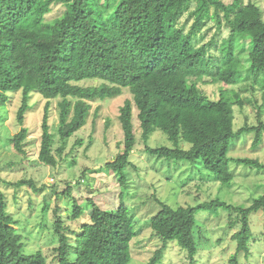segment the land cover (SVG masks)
I'll return each instance as SVG.
<instances>
[{"label": "trees", "instance_id": "trees-1", "mask_svg": "<svg viewBox=\"0 0 264 264\" xmlns=\"http://www.w3.org/2000/svg\"><path fill=\"white\" fill-rule=\"evenodd\" d=\"M55 2L64 3L66 11L49 22L45 16ZM185 13L194 19L188 33L178 26ZM207 20L217 22L219 28L224 23L229 29L228 38L219 47V56H209L214 42L196 45L195 37ZM245 53L249 67L242 66ZM261 72L264 18L253 0H232L229 4L223 0H107L102 4L99 0H0V107L6 105L10 94H22L17 113L21 129L9 143L19 154H25L29 137L26 115L33 94H40L47 104L38 160L55 167L49 124L51 102L62 99L58 104V133L65 142L86 125L90 102L113 99L127 89L133 99L126 100L120 108L123 139L118 147L122 152L106 166L124 189L128 180L125 170L133 166L130 158L137 145L133 106L138 110L144 142L161 131L173 143L172 148L148 147L152 155L191 164L201 162L213 180L226 187L234 179L231 164L264 170V164L258 160L229 156L232 142L246 133H255L254 145L261 144L264 124L235 131L231 104L210 99L193 82L208 78L238 85ZM93 79L102 83L78 85ZM181 143L190 144L191 148L182 149ZM15 185H31L39 192L33 181L23 180ZM90 204L92 215L82 223L74 244L68 234L70 228L58 218L54 228L59 241L55 249L57 264H130L131 242L136 235L133 219L126 211L104 210L94 202ZM73 208L72 218L81 220L84 213L77 201ZM221 208L237 209L242 214V230L234 236L236 256L248 254L253 237L250 216L260 211L264 214V195L245 209L220 200L177 209L161 204L149 225L163 247L149 264L162 260L169 242L186 250L193 264L198 254L194 235L196 214ZM15 226L6 195L0 190V264H48L41 252L24 254L23 238ZM72 251L74 259L70 257Z\"/></svg>", "mask_w": 264, "mask_h": 264}, {"label": "rangeland", "instance_id": "rangeland-1", "mask_svg": "<svg viewBox=\"0 0 264 264\" xmlns=\"http://www.w3.org/2000/svg\"><path fill=\"white\" fill-rule=\"evenodd\" d=\"M99 1L102 4L107 0ZM223 1L226 4L232 2ZM253 1L263 11L264 18V0ZM194 7L195 3L191 11ZM65 11L64 3L55 2L50 6L45 19L54 22ZM193 22V17L185 13L178 26L188 33ZM228 36L226 24L223 23L219 28L217 22L207 20L196 35L195 42L197 46L214 42L209 56H219V47ZM242 57V66L249 67L247 53ZM193 82L210 99H223L231 104L235 131L245 126L264 124V72L238 85H226L208 78L194 79ZM101 83L93 79L78 85L88 87L99 86ZM132 99L126 89L121 96L113 99L90 102L91 111L86 125L65 142L58 133V104L62 99L53 100L49 124L53 134L52 154L57 160L55 167L46 166L38 160L47 101L38 93H34L30 100L31 109L25 122L29 130L25 154H19L9 143V139L21 129L17 120L22 101L21 92L10 94L6 105L0 107V175L3 180L0 190L6 195L8 212L16 221L15 228L23 238L24 254L41 252L48 264H57L55 249L59 247V241L54 228L58 218L61 217L70 228L68 234L71 244H74L82 223L89 221L92 215L90 202H94L104 210H122L130 215L136 231L131 242L130 264H149L163 247L149 225L150 219L160 211L161 204L177 209L220 200L235 208L245 209L264 195V170L231 164L234 179L231 186L226 187L213 180V175L203 168L201 162L191 164L150 154L148 147L156 149L174 146L161 131L154 132L149 141L144 142L135 106L133 125L137 145L130 158L133 166L125 170L128 180L124 189L106 166L122 152L118 147L123 139L120 108L126 100ZM254 140L255 133H246L234 140L229 156L254 159L264 164V136L258 146L254 145ZM180 148L188 150L191 145L181 143ZM23 180L33 181L39 192H35L31 185H15ZM74 201L79 203L84 213L81 220L72 218ZM241 218L242 214L237 209L228 211L221 208L218 211L197 213L194 235L198 254L193 264H264V214L262 211L251 214L253 237L249 242V253L236 256L237 241L234 236L242 230ZM70 257L75 258L74 251ZM158 264L192 263L186 250L176 242H169Z\"/></svg>", "mask_w": 264, "mask_h": 264}]
</instances>
